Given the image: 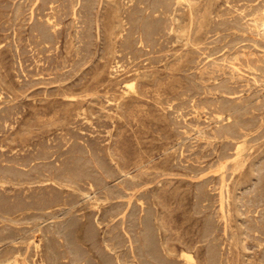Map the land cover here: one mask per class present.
<instances>
[{
    "label": "rangeland",
    "instance_id": "1",
    "mask_svg": "<svg viewBox=\"0 0 264 264\" xmlns=\"http://www.w3.org/2000/svg\"><path fill=\"white\" fill-rule=\"evenodd\" d=\"M175 1L0 0V264H264V0Z\"/></svg>",
    "mask_w": 264,
    "mask_h": 264
},
{
    "label": "bare ground",
    "instance_id": "2",
    "mask_svg": "<svg viewBox=\"0 0 264 264\" xmlns=\"http://www.w3.org/2000/svg\"><path fill=\"white\" fill-rule=\"evenodd\" d=\"M158 1H159V0H158ZM179 1H180V0H179ZM183 1H184V0H183ZM49 2H51V1H49ZM152 2H153V1H152ZM165 2H166V1H165ZM169 2H170V1H169ZM176 2H177V0H176L174 3H176ZM181 2H182V1H181ZM52 3H53V2H52ZM157 3H158V2H157ZM157 3H155V6H156ZM159 4H160V2H159ZM166 5H167V4H166ZM169 5H170V4H169ZM172 5H173V4H172ZM180 5H181V4H180ZM188 5H189V4H188ZM92 6H93V5H92ZM158 6H159V5H158ZM158 6H157V7H158ZM160 6H161V4H160ZM174 6H175V4H174ZM174 6H173V7H174ZM157 7H154V6H153V8H157ZM159 8H160V7H159ZM169 8H170V7H169ZM171 8H172V6H171ZM175 8H176V7H175ZM163 9L165 10V8H163ZM173 9H174V8H172V11H173ZM75 10H76V9H75ZM154 10H155V9H154ZM159 10H160V9H159ZM165 11H166V10H165ZM168 11H169V9H168ZM170 11H171V10H170ZM76 12H77V11H76ZM164 13H165V12H164ZM169 13H170V12H169ZM190 13H191V12H190ZM190 13H189V14H190ZM167 14H168V13H167ZM168 15H169V14H168ZM138 17H139V16H138ZM176 18H177V17H176ZM133 19H134V18H133ZM140 20H141V19H140ZM144 20H145V19H144ZM144 20H143V21H144ZM141 21H142V20H141ZM171 21H172V20H171ZM152 22H153V21H152ZM191 22H192V21H191ZM137 23H138V21H137ZM137 23H136V24H137ZM144 23H145V22H144ZM146 23H147V22H146ZM153 23H154V22H153ZM139 24H140V25H143V24H141V23H139ZM147 24H149V23H147ZM155 24H156V23H154V25H155ZM166 24H167V23H166ZM166 24H164V25H166ZM190 24H191V23H190ZM140 25H139V26H140ZM152 25H153V24H152ZM157 25H158V24H157ZM145 26H146V25H145ZM159 26H160V25H159ZM166 26H167V25H166ZM172 26H173V24H172ZM53 27H54V26H53ZM148 27H149V26H148ZM164 27H165V26H164ZM139 28H141V27H139ZM143 28H145V27H143ZM152 28H154V26H152ZM160 28H161V27H160ZM170 28H172V27H170ZM148 29H149V28H148ZM250 29H251V28H250ZM150 30H152V29H150ZM170 30H171V29H170ZM136 31H137V29H136ZM139 31H140V30H139ZM143 31H145V30H143ZM250 32H251V31H250ZM140 33H141V32H140ZM142 33H143V32H142ZM148 35H149V34H148ZM142 36H143V34H142ZM251 43H252V42H251ZM140 44H141V43H140ZM261 50H263V49H261ZM238 52H239V51H238ZM260 55H261V54H260ZM176 61H177V60H176ZM193 61H194V60H193ZM227 66H228V65H227ZM229 66H230V65H229ZM233 69H234V68H233ZM235 71H236V70H235ZM136 72H137V71H136ZM133 82H134V81H133ZM126 85H128V84H126ZM133 88H134V87H133ZM124 91H125V90H124ZM67 96H68V95H67ZM0 98H1V97H0ZM228 108H229V107H228ZM226 109H227V108H226ZM226 109H225V110H226ZM194 110H195V109H194ZM225 110H224V111H225ZM226 111H227V110H226ZM228 111H229V110H228ZM225 113H226V112H225ZM207 116H208V115H207ZM223 116H224L223 114H220V115H219V117H222V118H223ZM220 119H221V118H220ZM226 119H227V118H226ZM230 121H231V120H230ZM90 122H91V121H90ZM228 124H229V123H228ZM11 125H12V124H11ZM230 125H231V124H230ZM224 126H225V125H224ZM237 126H238V124H237ZM231 128H232V127H231ZM231 128H230V129H231ZM225 129H226V128H225ZM226 130H227V129H226ZM237 130H238V129H237ZM234 131H235V130H234ZM240 131H241V130H240ZM227 132H228V130H227ZM227 132H226V133H227ZM232 133H233V132H232ZM242 133H244V132H242ZM230 134H231V133H230ZM233 134H234V133H233ZM244 142H245V141H244ZM238 144H239V143H238ZM235 145H236V143H235ZM241 145H242V144L240 143L239 146H241ZM26 146H27V145H26ZM239 146H238V147H239ZM22 148H23V147H22ZM234 148H236V147H234ZM240 148H241V147H240ZM240 148H239V149H240ZM236 149H237V148H236ZM239 149H238V150H239ZM236 151H237V150H236ZM89 153H90V152H89ZM237 153H238V152H237ZM235 154H236V153H235ZM74 156H75V155H74ZM75 157H76V156H75ZM235 157H237V156L235 155ZM44 158H45V157H44ZM70 158H71V157H70ZM238 158H239V156H238ZM71 159H73V158H71ZM76 159H77V158H76ZM76 159H75V161H77ZM32 160H33V159H32ZM73 161H74V160H73ZM71 162H72V161H71ZM74 163H75V162H74ZM74 163H73V164H74ZM77 163H78V161H77ZM226 163H227V162H226ZM226 163H223V164L226 165ZM78 164H79V163H78ZM71 165H72V164H71ZM104 165H105V164H104ZM121 165H122V164H121ZM66 166H67V165H66ZM77 166H79V165H77ZM2 167H3V166H2ZM4 167H5V166H4ZM99 167H100V165H99ZM104 167H105V166H104ZM222 167H223V166H222ZM222 167H221V168H222ZM61 168H62V167H61ZM61 168H60V169H61ZM65 168H68V167H65ZM72 168H74V167H72ZM76 168H77V167H76ZM76 168H75V169H76ZM3 169H4V168H3ZM9 169H10V168H9ZM53 169H54V168H53ZM80 169H81V168H80ZM102 169H104V168H102ZM1 170H2V169H1ZM4 170H5V169H4ZM44 170H46V169H44ZM67 170H68V169H67ZM73 170H74V169H73ZM78 170H79V168H78ZM106 170L108 171V169H106ZM8 171H9V170H8ZM50 171H51V170H50ZM54 171H55V170H54ZM60 171H62V170H60ZM63 171H64V170H63ZM75 171H76V170H75ZM104 171H105V170H104ZM109 171H110V170H109ZM1 172H2V171H1ZM10 172H11V171H10ZM38 172H39V171H38ZM43 172H44V171H43ZM69 172H70V170H69ZM77 172H78V171H77ZM6 173H7V172H5V174H6ZM39 173H40V172H39ZM58 173H59V172H58ZM79 173H80V172H79ZM85 173H87V172H85ZM104 173H105V172H104ZM0 174H1V173H0ZM11 174H13V173L11 172ZM76 174H78V173H76ZM87 174H88V173H87ZM109 174H110V172H109ZM109 174H108V175H109ZM2 175H4V173H2ZM2 175H1V176H2ZM37 175H38V174H37ZM54 175H55V174H54ZM66 175H68V174L66 173ZM70 175H71V174H70ZM78 175H79V174H78ZM80 175H81V174H80ZM80 175H79V176H80ZM105 175H106V174H105ZM224 175H226V174H224ZM5 176H6V175H5ZM9 176H10V175H9ZM12 176H13V175H12ZM40 176H41V175H40ZM56 176H57V175H56ZM62 176H63V174H62ZM62 176H61V177H62ZM74 176H75V175H74ZM79 176H78V177H79ZM86 176H87V175H86ZM227 176H228V175H227ZM3 177H4V176H3ZM36 177H37V176H36ZM59 177H60V176H59ZM61 177H60V178H61ZM65 177H66V176H65ZM67 177H68V176H67ZM106 177H107V176H106ZM220 177H221V176H220ZM8 178L10 179V177H8ZM70 178H71V177H70ZM74 178H76V177H74ZM89 178H90V177H89ZM1 179H4V178L1 177ZM62 179H63V178H62ZM71 179H72V178H71ZM92 179H93V178H92ZM92 179H91V180H92ZM223 179H225V178L223 177ZM63 180H65V179H63ZM72 180H73V179H72ZM9 181H10V180H9ZM74 181H75V179H74ZM74 181H73V182H74ZM76 181L78 182V180H76ZM87 181H88V180H87ZM57 182H58V181H57ZM93 182H95V181H93ZM263 182H264V181H263ZM19 183L21 184V182H19ZM61 183H62V182H61ZM68 183H69V182H68ZM78 183L80 184V182H78ZM22 184H23V183H22ZM22 184H21V185H22ZM42 184H43V183H42ZM42 184H41V185H42ZM51 184H52V183H51ZM53 184H54V183H53ZM0 185H1V184H0ZM63 185H64V184H63ZM261 185H262V184H261ZM56 186H57V185H56ZM80 186H81V185H80ZM27 187H28V186H27ZM42 187H44V186H42ZM54 187H55V185H54ZM227 187H228V186H227ZM16 188H17V187H16ZM203 188H204V187H203ZM224 188H225V187H224ZM224 188L222 187V189H224ZM263 188H264V186H263ZM53 189H54V188H53ZM91 189H92V188H91ZM106 189H107V188H106ZM2 190H3V187H2ZM4 190H5V189H4ZM18 190H19V189H18ZM45 190H46V188H45ZM108 190H109V189H108ZM202 190H203V189H202ZM256 190H257V189H256ZM25 191H26V190H25ZM43 191H44V189H43ZM46 191H47V190H46ZM50 191H51V190H50ZM110 191H111V190H110ZM221 191H222V190H221ZM223 191H224V190H223ZM225 191H226V190H225ZM258 191H259V190H258ZM48 192H49V191H47V193H48ZM92 192H93V191H92ZM260 192H261V191H260ZM262 192H264V191L262 190ZM26 193H27V191H26ZM45 193H46V192H45ZM73 193H74V192H73ZM198 193H199V192H198ZM200 193L202 194V192H200ZM49 194H50V193H49ZM57 194H58V193H57ZM66 194H67V193H66ZM201 194H200V195H201ZM219 194H220V192H219ZM219 194H217V195H219ZM254 194H255V193H254ZM262 194H263V193H262ZM37 195L39 196V194H37ZM37 195H36V196H37ZM45 195H46V194H45ZM45 195L43 194V196H45ZM55 195H56V194H55ZM55 195H51V196H48V197H44V198H41V199H39V200L37 199L38 201L35 200V201L31 202V203H32V204H36V203H38V204L42 205L43 207H44V206H47L46 204H49V207H50V206H52V205H50V204H53V203H55V202H57V201L59 200V199L57 198V196H55ZM202 195H203V194H202ZM221 195H222V194H221ZM227 195H228V193H227ZM259 195H260V194H259ZM259 195H258V197H259ZM112 196H113V195H111V197H112ZM198 196H199V195H198ZM206 196H207V195H206ZM206 196H205V197H206ZM255 196H256V195H255ZM18 197H19V196H18ZM39 197H40V196H39ZM59 197H60V196H59ZM199 197H200V196H199ZM5 198H6V197H5ZM19 198H20V197H19ZM22 198H23V197H22ZM33 198H34V197H33ZM207 198H208V197H207ZM34 199H35V198H34ZM61 199H62V198H61ZM256 199H257V198H256ZM2 200H3V199H2ZM24 200H25V199H24ZM29 200H30V199H29ZM205 200H206V199H205ZM250 200H251V199H250ZM252 200H253V199H252ZM261 200H264V199L261 198ZM261 200H260V201H261ZM31 201H32V200H31ZM201 201H203V200H201ZM224 201H225V200H224ZM8 202H9V201H6V202L3 201V202H2V205H4L3 207H6L7 204H9ZM15 202H16V201H15ZM19 202H20V200H19ZM21 202H22V201H21ZM21 202H20V203H21ZM29 202H30V201H28V203H29ZM59 202H60V201H59ZM226 202H227V201H226ZM253 202H254V201H253ZM13 203H14V202H13ZM141 203H142V202H141ZM144 203H145V202H144ZM259 203H260V202H259ZM259 203H258V204H259ZM262 203H263V202H262ZM14 204H15V203H14ZM17 204H18V201H17ZM222 204H223V203H222ZM254 204L256 205L255 202H254ZM263 204H264V203H263ZM15 205H16V204H15ZM260 205H261V204H260ZM8 206H9V207H12L10 204H9ZM16 206H17V205H16ZM26 206H27V205H26ZM96 206H97V205H96ZM141 206H142V205H141ZM226 206H227V205H226ZM257 206H258V205H257ZM23 207H24V206H23ZM154 207H155V206H154ZM227 207H228V206H227ZM254 207H256V206H254ZM12 208H13V207H12ZM15 208H16V207H15ZM45 208H46V207H45ZM1 209H2V208H1ZM16 209H17V208H16ZM20 209H21V207H20ZM140 209H141V208H140ZM145 209H146V208H145ZM226 209H227V208H226ZM256 209H257V208H256ZM13 210H14V209H13ZM143 210H144V209H143ZM152 210H153V209H152ZM260 210H261V209H260ZM7 211H8V210H7ZM107 211H108V210H107ZM109 211H110V210H109ZM124 211H125V210H124ZM144 211H145V210H144ZM220 211H221V209H220ZM224 211H225V210H224ZM112 212L115 213V211H112ZM118 212H119V211H118ZM125 212H126V211H125ZM141 212H142V211H141ZM155 212H156V211H155ZM101 213H102V212H101L100 209L97 210V211H95V212H93V214L90 213V215H89L90 218H89V219H86V218H84V215H81V216H79V217L81 218V222H80L78 219H77V220L75 219V220H72V223H70V224H71V226H82L81 228H82V229L85 228L84 230L86 231L87 236H90V237L93 238V237L95 236V232H94V228H93V226H104L103 224L108 222V221L106 222V221L104 220V218H103V216H102ZM104 213H105V212H104ZM104 213H103V214H104ZM107 213H109V212H107ZM152 213H153V211H152ZM152 213H151V214H152ZM221 213H222V212H221ZM221 213H220V214H221ZM226 213H227V211H226ZM109 214H111V213H109ZM117 214H119V213H117ZM122 214H123V211H122ZM126 214H127V213H126ZM126 214H123V215L126 216ZM153 214H156V213H153ZM104 215H106V214H104ZM120 215H121V214H120ZM141 215H142V214H141ZM226 215H227V214H226ZM118 216H119V215H118ZM147 216H148V215L146 214L145 217L147 218ZM120 217H121V216H120ZM120 217H119V220H120ZM122 217H123V216H122ZM142 217H144V216H142ZM154 217H155V216H154ZM116 218H117V217H116ZM124 218H125V217H124ZM126 218H127V217H126ZM146 218H145V219H146ZM148 218H152V216H150V217L148 216ZM257 218H258V217H257ZM114 219H115V218H114ZM114 219H113V221H114ZM117 219H118V218H117ZM117 219H115V220H117ZM121 219H122V218H121ZM140 219H141V218H140ZM143 219H144V218H143ZM208 219H209V218H208ZM227 219H228V218H227ZM254 219H255V218H254ZM119 220H118V221H119ZM148 220H149V219H148ZM155 220H156V219H155ZM160 220H161V219H160ZM210 220H211V219H210ZM255 220H256V219H255ZM109 221H110V220H109ZM120 221H121V220H120ZM213 221H214V220H213ZM215 221H216V220H215ZM116 222H117V221H116ZM125 222H126V221H125ZM141 222H144V221H141ZM146 222H147V221H146ZM209 222H212V221H209ZM225 222H226V221H225ZM225 222H224V223H225ZM118 223H119V222H118ZM207 223H208V222H207ZM213 223H214V222H213ZM146 224L148 225V223H146ZM152 224H153V223H152ZM152 224H151V226H152ZM161 224H162V223H161ZM205 224H206V223H205ZM255 224H256V223H255ZM147 225H146V226H147ZM214 225H215V223H214ZM214 225H213V226H214ZM253 225H254V224H253ZM257 225H258V224H257ZM148 226H149V225H148ZM205 226H206V225H205ZM227 226H228V225H227ZM123 227H124V226H123ZM155 227H156V226H155ZM206 227H207V226H206ZM248 227H250V226H248ZM252 227H253V226H252ZM259 227H261V226H259ZM262 227H263V226H262ZM125 228H126V227H125ZM125 228H123V229H125ZM153 228H154V227H153ZM153 228H151V229H153ZM213 228H214V227H213ZM213 228H212V229H213ZM215 228H217V227H215ZM255 228H257L256 225H255ZM209 229H211V227H210ZM209 229H208V230H209ZM212 229H211V231H212ZM123 231H124V230H123ZM149 231H151V230H149ZM155 231H156V230H155ZM206 231H207V230H206ZM227 231H228V230H227ZM263 231H264V229H263ZM124 232H125V231H124ZM126 232H127V230H126ZM212 232H213V231H212ZM212 232H211V233H212ZM128 233H129V232H128ZM153 233H154V230H153V232H152L151 235H154ZM228 233H229V231L227 232V234H228ZM256 233H257V232H256ZM261 233H262V230H261ZM206 234H209V233L207 232ZM206 234H205V235H206ZM212 234H213V233H212ZM59 235H60V234H59ZM151 235H150V236H151ZM155 235H156V233H155ZM130 236H131V235H129V237H130ZM146 236H147V234H146ZM257 236H258V235H257ZM261 236H263V235H261ZM126 237L128 238V236H126ZM148 237H149V236H147V238H148ZM151 237H154V236H151ZM151 237H150V239L152 240ZM108 238H109V237H108ZM131 238H132V237H131ZM147 238H146V240H147ZM154 238H157V236L154 237ZM166 238H167V237H166ZM166 238H165V239H166ZM206 238H207V237H206ZM258 238H259V237H258ZM148 239H149V238H148ZM157 239H158V238H157ZM179 239H180V238H179ZM121 241H122V240H121ZM148 241H149V240H148ZM157 241H158V240H157ZM103 242H104V240H103ZM160 242H161V241H160ZM259 242H260V241H259ZM120 243H121V242H120ZM129 243H131V241H130ZM132 243H133V242H132ZM156 243H158V242H156ZM166 243H167V242H166ZM243 243H244V242H243ZM262 243H264V242H262ZM143 244H144V243H143ZM149 244H150V243H149ZM160 244H161V243H160ZM164 244H165V243H164ZM177 244H178V243H177ZM129 245H130V244H129ZM133 245H134V244H133ZM152 245H154V243H152ZM179 245H180V244H179ZM145 246H146V245H145ZM155 246H156L155 248H157L158 245H155ZM173 246H174V245H173ZM181 246H182V245H181ZM216 246L218 247V245H216ZM260 246H262V245H260ZM103 247H105V249H106L107 251H108V250H109V251H112V250H113L108 240H106V241L103 243ZM133 247H134V246H133ZM150 247H151V244H150ZM153 247H154V246H153ZM183 247H184V246H183ZM217 247H216V248H217ZM37 248H39L38 245H37ZM131 248H132V247H131ZM148 248H149V247H148ZM186 248H187V247H186ZM193 248H195V247H193ZM193 248H192V249H193ZM211 249H212V248H211ZM213 249H214V247H213ZM133 250H135V249H133ZM147 250H148V249H147ZM155 250H157V249H155ZM186 250H187V249H186ZM263 250H264V249H263ZM38 251H39V250H38ZM153 251H154V250H152L151 252L153 253ZM158 251H159V250H158ZM211 251H212V250H211ZM214 251H217V250H216V249L213 250V252H212L213 254L216 253V252L214 253ZM261 251H262V250H261ZM18 252H19V251H18ZM133 252H134V251H133ZM218 252H219V251H218ZM262 252H263V251H262ZM37 253H38V252H37ZM159 253H160V252H159ZM168 253H170V252H168ZM134 254H135V253H134ZM153 254H154V253H153ZM155 254H157V252H155ZM173 254H174V253H173ZM175 254H176V253H175ZM210 254H211V253H210ZM15 255H16V254H15ZM182 255H183V259H184L188 264H189V263L191 262V260L193 259V258H192V255H190V254H189L188 252H186V251H184ZM215 255H216V254H215ZM215 255H214V256H215ZM39 256H40V255H39ZM155 256H156V255H155ZM155 256H154V257H155ZM160 256H162V255H160ZM218 256H219V255H218ZM19 257H20V256H19ZM135 257H136V256H135ZM151 257H152V254H151ZM154 257H152V259H153ZM164 257H165V256H164ZM164 257H162V258H164ZM167 257H168V256H167ZM155 258H156V257H155ZM159 258H160V257H159ZM162 258H161V260H162ZM213 258H214V257H213ZM216 258H217V256H216ZM216 258H215V259H216ZM218 258H219V257H218ZM218 258H217V260H218ZM40 259H41V257H40ZM105 259H106V258H105ZM156 259H157V258H156ZM165 259H166V258H165ZM167 259H169V258H167ZM171 259H172V257H171ZM259 259H260V258H259ZM259 259H258V260H259ZM26 260H27V259H26ZM103 260H104V257H103ZM193 260H194V259H193ZM213 260H214V259H213ZM73 261H74L76 264H86V262H85L83 259H82V260H80V259H75V260H73ZM107 261H109V260H107ZM159 261H160V259H158V261H155V262H159ZM166 261H167V260H166ZM166 261L163 260V262H165V263H166ZM169 261H172V262H173V260H169ZM185 261H184V262H185ZM250 261H251V260H250ZM27 262H28V261H27ZM102 262H103V261H102ZM117 262H118V260H117ZM163 262H162V263H163ZM167 262H168V261H167ZM216 262H217V261H216ZM107 263H108V262H107ZM153 263H154V262H153ZM168 263H169V262H168ZM168 263H167V264H168ZM187 263H186V264H187ZM10 264H22V263L19 261V259H14L13 261H11ZM28 264H29V262H28ZM43 264H44V263H43ZM151 264H152V263H151ZM158 264H159V263H158ZM172 264H173V263H172ZM174 264H176V263L174 262ZM177 264H178V263H177ZM179 264H180V263H179ZM190 264H191V263H190ZM253 264H254V263H253ZM255 264H257V263H255Z\"/></svg>",
    "mask_w": 264,
    "mask_h": 264
}]
</instances>
